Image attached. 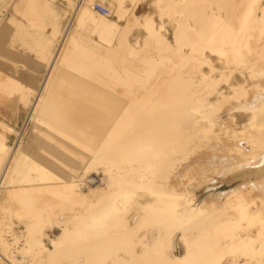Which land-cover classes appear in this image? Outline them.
<instances>
[{
  "label": "rangeland",
  "instance_id": "1",
  "mask_svg": "<svg viewBox=\"0 0 264 264\" xmlns=\"http://www.w3.org/2000/svg\"><path fill=\"white\" fill-rule=\"evenodd\" d=\"M5 1L0 25L12 14L23 21ZM52 1L69 33L52 73L10 38L11 58L0 54V140L9 150L0 148L3 162L22 147L0 187V264H264V0ZM66 47L86 49L110 72L88 64L81 83L68 84L71 93L85 92L50 98L67 105L72 121L31 117L35 93L44 89L49 100ZM94 102L109 114L102 130L89 113ZM135 124L170 129L150 133L141 147L157 150L152 164L123 153L126 142L116 141ZM90 151L97 157L88 159ZM56 161L62 166L53 173L45 163ZM142 193L171 201L177 194L204 209L172 220L134 198ZM191 219L200 225L194 221L193 237L182 238ZM202 231L208 236L197 239Z\"/></svg>",
  "mask_w": 264,
  "mask_h": 264
},
{
  "label": "bare ground",
  "instance_id": "2",
  "mask_svg": "<svg viewBox=\"0 0 264 264\" xmlns=\"http://www.w3.org/2000/svg\"><path fill=\"white\" fill-rule=\"evenodd\" d=\"M1 1V0H0ZM5 1V0H4ZM9 0L5 1V3L3 4H7ZM11 1V0H10ZM13 1V5L12 8L16 13H19L22 18L23 21L19 20L15 15H11L7 21H4L1 25H0V54L4 55L3 53H5L7 56L10 55L7 52L10 51V53L13 52V50L9 49L7 47V38H10L11 42L10 44L12 45L14 41L19 42L23 48L34 52L35 56H36V60L37 62H41L43 64V67L45 69H48V72H51L54 70L56 64H57V60L61 59L59 58L60 53L62 51L63 48V44L66 40V38L68 37L69 33L67 34L65 32V30H63V20H64V12L58 7L54 5V2L48 1V3H44L40 0H12ZM211 1V0H210ZM209 1V2H210ZM219 1V0H218ZM221 1V0H220ZM234 1V0H233ZM246 1V0H245ZM186 3V1H183ZM187 2H189L187 0ZM206 2V1H205ZM215 2V1H214ZM213 2V3H214ZM217 2V1H216ZM229 2V1H228ZM232 2V1H231ZM237 2V1H236ZM235 2V3H236ZM182 3V2H181ZM183 3V5L185 4ZM218 3V2H217ZM242 3V2H241ZM2 4V5H3ZM12 4V3H11ZM199 4V3H198ZM204 4V3H203ZM231 4V3H230ZM243 4V3H242ZM202 5V4H201ZM220 5V4H218ZM237 5V4H236ZM235 5V6H236ZM245 5V4H244ZM206 6V5H203ZM202 6V7H203ZM242 6V5H241ZM240 6V7H241ZM247 6V5H246ZM201 6H199V8H202ZM231 7V5H230ZM234 7V6H233ZM232 7V8H233ZM238 7V8H240ZM219 8V7H218ZM203 9V8H202ZM229 9V8H228ZM227 9V10H228ZM244 9V8H243ZM160 10V9H159ZM206 10V8H205ZM204 10V11H205ZM216 10V9H215ZM238 10V9H237ZM236 10V11H237ZM241 10V9H240ZM78 9L77 7L75 8V15L78 13ZM82 11V10H81ZM202 11V10H201ZM203 11V12H204ZM217 11V10H216ZM224 11V9H223ZM235 11V10H234ZM233 11V12H234ZM248 11V10H246ZM177 12V11H176ZM227 12V11H226ZM239 12V11H238ZM1 13V11H0ZM218 13V12H217ZM228 13H232V11L228 12ZM224 14V13H223ZM244 14V13H243ZM81 15V14H80ZM160 15V14H159ZM238 15V14H237ZM71 16V15H70ZM206 16V15H205ZM218 16V15H217ZM220 16V15H219ZM236 16V14H235ZM243 16V15H242ZM81 17V16H79ZM204 17V16H203ZM202 17V18H203ZM209 17V16H208ZM216 17V16H215ZM82 18V17H81ZM205 18V17H204ZM207 18V17H206ZM224 18V17H223ZM234 19V18H233ZM264 19V18H262ZM202 20V19H201ZM204 20V19H203ZM208 20V19H207ZM77 21V20H76ZM81 21V20H80ZM107 21V20H106ZM172 21V20H171ZM206 21V20H205ZM82 22V21H81ZM109 22V21H108ZM202 22V21H200ZM209 22V20H208ZM211 22V21H210ZM218 22V21H217ZM224 23V22H223ZM226 23V22H225ZM201 24V23H200ZM199 24V25H200ZM222 24V23H221ZM98 25V24H97ZM214 25H216L214 23ZM219 25V24H218ZM229 25V24H227ZM253 25V24H252ZM262 25V24H261ZM260 25V26H261ZM201 26V25H200ZM209 26V25H208ZM223 26V25H222ZM225 26V25H224ZM160 27L164 28V21L160 23ZM202 27V26H201ZM205 24L203 26V28H205ZM218 27V26H217ZM228 27V26H226ZM231 27V26H230ZM252 27V26H251ZM258 27V26H257ZM202 28V29H203ZM211 28V27H210ZM260 28V27H259ZM94 29V28H92ZM99 29V28H98ZM197 29V28H196ZM199 29V28H198ZM218 29V28H217ZM221 29V28H220ZM225 29V28H224ZM234 29V28H233ZM264 29V28H262ZM261 29V30H262ZM73 30V29H72ZM211 30V29H208ZM216 30V29H214ZM257 30V28H256ZM260 30V29H259ZM207 31V29H206ZM213 31V30H212ZM222 31V30H220ZM219 31V32H220ZM228 31V30H226ZM110 32V31H109ZM203 32V30H202ZM217 32V31H216ZM215 32V33H216ZM232 32V30L230 31ZM234 32V31H233ZM253 32V30H252ZM94 32H92L93 34ZM95 33L100 34L99 32L95 31ZM206 32H203V34ZM209 33V31H208ZM214 33V32H213ZM212 33V34H213ZM214 33V34H215ZM225 33V32H224ZM228 33V32H227ZM250 33V32H249ZM91 34V33H90ZM207 34V33H206ZM210 34V33H209ZM219 34V33H218ZM217 34V35H218ZM222 36H223V31H222ZM226 34V33H225ZM232 34V33H231ZM230 34V35H231ZM205 35V34H204ZM211 35V34H210ZM228 35V34H227ZM208 36V35H207ZM212 36V35H211ZM220 36V34H219ZM221 36V37H222ZM225 36V35H224ZM229 36V35H228ZM71 37V36H69ZM83 37V36H81ZM100 37V35L98 36ZM204 37V36H203ZM206 38V37H205ZM209 38V37H207ZM211 38V37H210ZM214 38V37H212ZM218 38V37H217ZM224 38V37H223ZM230 38V37H229ZM221 39V38H220ZM228 39V38H227ZM92 40V39H91ZM210 40V39H208ZM219 40V39H218ZM225 40V39H224ZM67 41V40H66ZM222 41V39H221ZM227 42V40H225ZM261 41V40H260ZM69 42V41H68ZM68 42H66L68 44ZM92 42V41H91ZM95 42V41H94ZM97 42V41H96ZM207 42V39L206 41ZM214 42H216L215 40L212 42L214 44ZM61 43V44H60ZM99 43V42H98ZM212 43L210 44V42L208 44H210V46L212 45ZM221 43V42H220ZM91 44V43H90ZM94 44V43H92ZM91 44V45H92ZM222 44V43H221ZM226 44V43H225ZM224 44V45H225ZM233 44V43H232ZM69 44V48H70ZM86 45V44H85ZM95 45V44H94ZM97 45V44H96ZM113 45V44H112ZM216 45V43H215ZM217 45H220L217 43ZM223 46V45H222ZM97 46H95L96 48ZM112 47V46H110ZM213 47V46H211ZM66 47V50L69 49ZM87 48V47H85ZM93 48V47H92ZM85 50V51H84ZM79 49L78 47H75L74 49L71 48V50L67 51L66 55H64V59H65V67L66 69L62 68L56 71V73L53 75V80L51 82V89H50V97L49 100H47L48 98L45 99L44 95H43V91L44 89H42L41 91L37 92L34 94V101L31 102V117L35 114H43L46 117H50L53 118L54 121L56 122H66V121H72L71 119V112L68 113L69 111L67 110V105L61 102H56L54 103L53 101H51L50 98L55 99V100H62L65 97L68 98L66 95H70V94H78L79 92H85L84 89H79V91H75L73 93L69 92V88H68V84L70 82H73L75 84H79L81 83V77H83L85 74V66L89 64V66H101L102 64L100 63L99 60H101L98 56L86 51V49ZM91 50V49H90ZM98 50V49H97ZM96 50V51H97ZM110 50V49H109ZM92 51V50H91ZM112 51V50H111ZM93 53H95L93 51ZM99 53V52H98ZM113 53V52H112ZM8 54V55H7ZM97 54V53H96ZM251 54V53H250ZM258 54V53H257ZM12 55V54H11ZM10 55V58H11ZM23 55V54H22ZM63 55V54H62ZM111 56V54H108ZM113 56V55H112ZM257 56V55H255ZM34 57V56H33ZM20 58V57H19ZM22 58V57H21ZM20 58V59H21ZM19 59V61H20ZM2 60V59H1ZM35 60V59H34ZM62 60V59H61ZM22 61V59H21ZM35 61V62H36ZM6 62V61H4ZM12 62V61H11ZM10 62V63H11ZM105 63V62H104ZM103 63V64H104ZM8 64V63H7ZM24 64V63H23ZM99 64V65H97ZM103 66V67H102ZM101 67L103 69H101L102 71H105L107 74H109L110 70L109 68H111L110 66L105 67L104 65H102ZM123 69L126 68V65H123ZM113 67V66H112ZM115 67V66H114ZM2 68V67H1ZM38 68V67H37ZM105 68V69H104ZM116 68V67H115ZM5 69V67H4ZM7 69V68H6ZM8 70V69H7ZM5 70V71H7ZM12 71V70H11ZM1 72V71H0ZM13 72V71H12ZM113 72V70L111 71ZM125 71H123V74L127 75V73H124ZM2 73V72H1ZM11 73V72H10ZM104 73V72H103ZM116 75H118L115 72ZM11 75V74H10ZM13 75V74H12ZM24 75V74H23ZM107 76V75H106ZM20 77V76H19ZM15 78V77H14ZM50 78V77H49ZM8 79H6L7 81ZM22 80V78H21ZM27 80V79H26ZM12 83L13 79H11ZM258 81V80H257ZM262 81V80H261ZM260 81V82H261ZM104 82V81H103ZM259 82V81H258ZM46 83V82H45ZM1 84V82H0ZM17 84L19 85V83L17 82ZM28 84V83H27ZM12 85V84H11ZM17 85V86H18ZM6 86V85H5ZM15 86V85H14ZM16 86V88H17ZM21 86V84H20ZM30 86V85H29ZM47 86V85H46ZM23 87V86H22ZM32 87V86H31ZM10 88V87H9ZM25 88V87H24ZM5 89V88H4ZM16 90V89H15ZM2 91V88H1ZM5 91V90H4ZM25 90L24 95L26 93V95H30L31 94V90L27 91ZM6 92L9 93V90ZM10 92H13L12 90H10ZM12 94V93H10ZM25 95V96H26ZM10 96V95H9ZM70 98V97H69ZM2 99V98H1ZM144 102V100H143ZM145 103V102H144ZM144 103H142L143 105H141L142 107H147V105H145ZM24 104H30L28 101H25ZM98 105V107H97ZM91 117H99V124L96 123V128L99 130H102L103 127L106 125L105 123H108V117L109 114L107 112V114H104V109L101 108L100 104H97V102H94L92 104V107L89 111ZM244 122V121H243ZM71 124H68V126ZM103 126V127H102ZM170 129L168 127H164V128H155V129H148L147 130V126L141 125V124H135V125H131L130 127L125 129V132L127 135L125 136H120L118 137V141H122L123 140L126 142L127 145L125 146H121V147H126L127 149L124 150L123 153L125 152H129V156L134 155V157L136 156V154L138 155V159L139 161H141V164L144 163H148V164H152V161L155 160L157 157L156 154H158L157 150L155 148H153L152 146H150L147 151H143L141 150V147L145 146V141L149 140V137L151 136L152 133H159L156 135H160V134H164L166 133V135L168 134L167 132H169ZM83 132V131H81ZM151 133V134H150ZM29 135V134H28ZM169 135V134H168ZM42 136V135H41ZM154 136V135H153ZM39 137V135H38ZM37 137V138H38ZM42 138V137H41ZM45 138V137H44ZM85 138H87V136H85ZM40 139V138H39ZM44 140V139H43ZM42 140V141H43ZM49 142H51L49 140ZM54 144V143H53ZM37 146V145H36ZM41 145H39L40 147ZM56 146V145H54ZM148 146V145H147ZM8 146H6L5 144V140L2 139L0 140V148H2V150L7 149ZM38 147V146H37ZM36 147V148H37ZM38 147V148H39ZM43 147V146H42ZM41 147V148H42ZM140 147V149H139ZM134 148H137L134 149ZM125 149V148H124ZM8 150V149H7ZM9 151V150H8ZM113 151V150H112ZM5 152V151H4ZM22 152V147L18 146L16 149H14L13 151L10 150L9 156L6 158L3 162L2 158L0 157V187L2 186V184L4 183V181L8 178V176L11 174V171L14 168V165L16 164V162L19 161L20 159V154ZM98 151H90L89 154L86 153L88 159H93L97 157V153ZM1 153V152H0ZM41 153V152H40ZM39 153V154H40ZM6 154V152H5ZM4 155V153H3ZM41 155V154H40ZM1 156V155H0ZM5 156V155H4ZM45 155L43 154V157ZM143 158V159H142ZM135 159V158H134ZM19 164V163H18ZM17 165V164H16ZM20 165V164H19ZM46 167L52 168V172L53 173H57L59 172V167H61L62 165L60 164V162L56 161V163L54 162V164L50 163V162H46L45 163ZM69 165V164H68ZM163 165V164H162ZM141 166V165H140ZM164 166V165H163ZM18 167V166H17ZM134 170V169H133ZM18 171V170H17ZM51 172V173H52ZM134 174V173H133ZM141 176V175H140ZM154 179V178H153ZM152 183V182H151ZM175 185V184H174ZM177 185V183H176ZM176 187V186H175ZM174 188V187H173ZM171 189V187H170ZM156 190V188H155ZM161 190V189H159ZM169 190V189H168ZM175 190V189H174ZM163 190H161L160 192H162ZM170 191V190H169ZM144 192V191H143ZM135 194V193H134ZM169 194V193H168ZM138 196H140V198H137ZM174 199L168 200L165 198H157V197H152L150 195H148L147 193H142V194H136L135 195V199L137 198L138 200H141V204L143 206H146L148 208H151L154 206V208H156L155 212L164 216L165 218H169L172 220H179L181 222H185L190 220V218H188V213L187 212H191L192 214H194L193 216L196 218V216L199 214L200 212V208L198 205H196V203L194 202H189V201H185L184 199L181 201V199L179 198V196L176 194H174ZM136 199V200H137ZM127 200V199H126ZM137 200V201H138ZM206 202V201H205ZM206 204V203H205ZM207 205V204H206ZM206 207V206H205ZM204 209V208H203ZM190 217V216H189ZM192 217V218H194ZM198 219V218H197ZM192 220V219H191ZM79 221V220H78ZM192 220L191 222H193L192 224L188 225L190 226L189 230L191 231H185V233L183 234L182 238H192L193 237V227L196 225V223L199 221H195ZM85 222V223H84ZM204 222L203 220L201 221V223ZM84 223V224H83ZM82 225L86 224V221H83ZM198 224V223H197ZM193 225V227H192ZM200 225V223L198 224ZM197 225V226H198ZM187 227V226H186ZM199 227V226H198ZM197 227V228H198ZM188 228V227H187ZM195 229V227H194ZM100 230V229H99ZM102 230V229H101ZM188 230V229H186ZM97 231V230H96ZM205 231V230H203ZM202 231V232H203ZM100 234V232H98ZM102 233V232H101ZM200 233V232H199ZM207 233V232H206ZM203 234H205L204 232L202 234H200L201 236H197V239H200V237H204V236H208L207 234L202 236ZM89 234L87 233L86 236H88ZM186 239V240H187ZM196 241V238H193ZM202 239V238H201ZM211 239V238H210ZM218 239V238H217ZM97 240V239H96ZM191 240V239H189ZM206 242L200 240V243L203 242V244H205L204 246L207 247V245L209 243H207V238L205 239ZM209 240V238H208ZM194 242V240H191ZM199 241V240H198ZM212 241V240H211ZM95 242V241H94ZM192 244H194L196 246L197 243L199 242H194ZM209 242V241H208ZM96 244V243H95ZM94 244V245H95ZM207 244V245H206ZM91 245H93L91 243ZM200 245V244H198ZM197 245V246H198ZM88 246V244H87ZM204 247V248H205ZM215 247V246H214ZM213 247V248H214ZM201 248V249H204ZM208 250L210 247H207ZM206 248V251H207ZM212 248V246H211ZM199 249V248H198ZM189 251V250H188ZM186 251L188 254L189 252ZM200 251V250H198ZM205 251V252H206ZM197 252V250H196ZM211 251H209L208 253H210ZM198 253V252H197ZM203 253V252H202ZM188 254L185 255L184 254V259L186 260L188 258ZM192 255V253H190ZM201 254V253H200ZM205 254V253H204ZM207 254V253H206ZM209 255V254H208ZM204 257V256H203ZM2 259V258H1ZM4 260V259H3ZM5 261V260H4ZM29 264V263H28Z\"/></svg>",
  "mask_w": 264,
  "mask_h": 264
},
{
  "label": "built area",
  "instance_id": "3",
  "mask_svg": "<svg viewBox=\"0 0 264 264\" xmlns=\"http://www.w3.org/2000/svg\"><path fill=\"white\" fill-rule=\"evenodd\" d=\"M93 9L101 15H109L108 9L101 4L95 3Z\"/></svg>",
  "mask_w": 264,
  "mask_h": 264
}]
</instances>
